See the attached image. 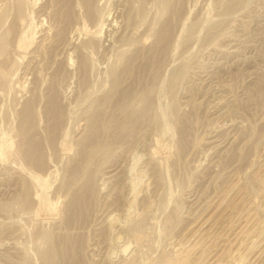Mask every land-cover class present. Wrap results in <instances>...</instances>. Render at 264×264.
<instances>
[{"label": "rangeland", "instance_id": "rangeland-1", "mask_svg": "<svg viewBox=\"0 0 264 264\" xmlns=\"http://www.w3.org/2000/svg\"><path fill=\"white\" fill-rule=\"evenodd\" d=\"M0 264H264V0H0Z\"/></svg>", "mask_w": 264, "mask_h": 264}, {"label": "bare ground", "instance_id": "bare-ground-1", "mask_svg": "<svg viewBox=\"0 0 264 264\" xmlns=\"http://www.w3.org/2000/svg\"><path fill=\"white\" fill-rule=\"evenodd\" d=\"M86 2V1H85ZM90 2H91V0H90ZM91 5V4H90ZM89 10V9H88ZM90 12L92 11V10H89ZM91 14H94V13H92L91 12ZM22 15V14H21ZM90 15V14H89ZM17 17V16H16ZM20 20V19H19ZM15 25H16V23H15ZM14 29H15V26H14ZM17 29V28H16ZM13 30V29H12ZM11 30V31H12ZM16 31V30H15ZM163 32V31H162ZM17 33V32H16ZM167 33V32H166ZM14 34V33H13ZM15 35V34H14ZM12 39V38H11ZM15 41V40H14ZM85 61V60H84ZM85 68V67H84ZM35 77V76H34ZM37 77V76H36ZM53 98V97H52ZM32 102V101H31ZM53 103H54V101H53ZM53 103H52V105H53ZM51 104V103H50ZM57 106V105H56ZM27 108H28V105H27ZM31 108V107H30ZM51 108H56L55 107V105H54V107L52 106ZM58 108V107H57ZM57 108H56V110H57ZM34 109V108H33ZM27 110H29V108L28 109H26V111L25 112H27L28 114H26V115H29L31 112H32V109L31 110H29V112L27 111ZM53 111H55L54 109H53ZM52 111V112H53ZM60 111V110H59ZM32 114V113H31ZM26 115H24V116H26ZM34 115V114H33ZM30 116V115H29ZM26 117H28V116H26ZM30 117H32V116H30ZM34 117V116H33ZM56 118V117H55ZM29 120H31L30 118H28ZM27 119V120H28ZM33 148V147H32ZM34 154V153H33ZM37 155V154H36ZM77 197V196H76ZM82 199V198H81ZM75 201H80L78 198L75 200ZM79 204H81V203H79ZM76 205H78V204H76Z\"/></svg>", "mask_w": 264, "mask_h": 264}]
</instances>
